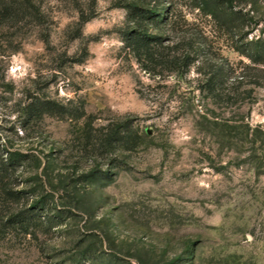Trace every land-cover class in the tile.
Returning <instances> with one entry per match:
<instances>
[{
    "label": "rangeland",
    "instance_id": "1",
    "mask_svg": "<svg viewBox=\"0 0 264 264\" xmlns=\"http://www.w3.org/2000/svg\"><path fill=\"white\" fill-rule=\"evenodd\" d=\"M231 1L0 0V264H264V0ZM132 3L189 67L137 62Z\"/></svg>",
    "mask_w": 264,
    "mask_h": 264
},
{
    "label": "trees",
    "instance_id": "2",
    "mask_svg": "<svg viewBox=\"0 0 264 264\" xmlns=\"http://www.w3.org/2000/svg\"><path fill=\"white\" fill-rule=\"evenodd\" d=\"M198 7L206 14L213 18H216L220 23H225V21H230L233 17L239 15V12H235L232 7L231 0H197ZM156 8L153 10L146 9L145 7L139 6L135 3L128 4L125 6L128 9V22L129 27L123 32L122 41L127 49H129L138 63H146L152 66V71L157 67H167L168 71H177V69L187 68L190 66L192 61L189 59L188 55L185 56H172L171 53H164L160 49L163 47L162 38L154 35L149 31V27L154 29H159L162 25L169 21V16L161 14L164 10L161 8ZM166 11V8H165ZM89 20H83L82 23H86ZM263 50V49H262ZM173 58V59H170ZM148 66V70H150ZM172 67V68H171ZM151 71V70H150ZM65 107L58 105L51 101H41L35 100L29 104L26 114L31 119L41 120L45 116H58L62 115L65 111ZM131 129L128 126H118L109 135L106 143L110 146L113 145H127L128 143L134 141L130 134ZM18 163L13 154H10L7 162H2L0 165V172L6 173L11 168L13 169ZM46 211L45 205L40 202L33 206L32 209ZM37 212H30V209L26 213L22 214V219H31L33 214ZM48 222L53 226V228L60 227L56 224L55 217L52 216L47 218ZM55 225V226H54ZM58 225V226H56ZM83 260L88 262L91 260L90 256L84 254Z\"/></svg>",
    "mask_w": 264,
    "mask_h": 264
}]
</instances>
